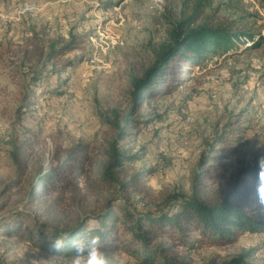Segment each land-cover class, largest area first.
<instances>
[{
  "label": "rangeland",
  "instance_id": "obj_1",
  "mask_svg": "<svg viewBox=\"0 0 264 264\" xmlns=\"http://www.w3.org/2000/svg\"><path fill=\"white\" fill-rule=\"evenodd\" d=\"M197 3L210 19L264 35V0H0V264H71L72 256L42 249L54 223L41 201L30 202L33 170L55 147L81 142L101 151L117 139L113 122L127 131L117 148L135 156L124 171L143 176V192L130 197L139 213L167 209L174 195L214 201L248 187L250 210L264 220L256 183L237 175L264 157V42L254 48L242 39L197 63L174 62L147 98L131 93L172 23ZM35 43L39 61L30 56ZM31 132L28 168L19 174L10 144ZM115 195L81 198L72 212L94 215ZM195 237L193 248L176 249L189 264L239 255L264 264V231L224 245ZM104 252L110 264H138L121 250Z\"/></svg>",
  "mask_w": 264,
  "mask_h": 264
},
{
  "label": "trees",
  "instance_id": "obj_2",
  "mask_svg": "<svg viewBox=\"0 0 264 264\" xmlns=\"http://www.w3.org/2000/svg\"><path fill=\"white\" fill-rule=\"evenodd\" d=\"M200 4L172 23L168 40L156 49L153 63L140 77L131 80L134 100L147 98L150 87L158 83L174 62L197 63L207 54L231 50L238 41L243 42L242 39L249 41V47L254 48L264 42V35L239 30L236 20H214L203 15ZM32 50L31 59L41 60L44 53L38 49L37 43ZM173 68L177 70L180 65ZM111 125L117 139L101 151L81 142L67 149L55 147L52 160L33 170L30 202L41 201L45 218L54 223L50 225V231L44 233L47 236L42 245L44 251L73 257L72 240L99 236L103 251L121 250L138 264H189L181 259L176 249L193 248L192 235L197 236L195 243L207 240L224 245L232 243L237 234L264 231V220L250 210L255 197H249L251 189L248 187L232 189L214 201L174 195L168 198L167 209L163 211L143 214L136 211L130 197L132 193L143 192V176L141 173L129 176L124 171V162L135 156H124L117 148L118 139H122L127 131L121 130L117 122ZM35 138L36 133L31 132L19 145L10 144L11 159L19 174L28 168V149L33 147ZM258 171V167L248 166L240 169L237 175L257 184ZM105 190H114L117 195L105 199L102 211L74 216L72 211L81 204V198L97 199ZM70 219L69 226H63L62 223ZM57 238L66 242L60 253L50 249ZM245 258V255H239L205 264H246Z\"/></svg>",
  "mask_w": 264,
  "mask_h": 264
},
{
  "label": "clouds",
  "instance_id": "obj_3",
  "mask_svg": "<svg viewBox=\"0 0 264 264\" xmlns=\"http://www.w3.org/2000/svg\"><path fill=\"white\" fill-rule=\"evenodd\" d=\"M258 182L256 184V201L264 208V157L258 159ZM66 247L65 239L57 238L51 245V251L60 253ZM74 255L71 264H110L106 253L102 250L99 236L90 239H74L70 245Z\"/></svg>",
  "mask_w": 264,
  "mask_h": 264
}]
</instances>
